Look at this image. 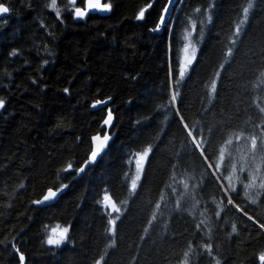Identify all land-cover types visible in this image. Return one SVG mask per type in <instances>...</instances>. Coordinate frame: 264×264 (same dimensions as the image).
I'll use <instances>...</instances> for the list:
<instances>
[{
	"label": "trees",
	"instance_id": "obj_1",
	"mask_svg": "<svg viewBox=\"0 0 264 264\" xmlns=\"http://www.w3.org/2000/svg\"><path fill=\"white\" fill-rule=\"evenodd\" d=\"M0 2V264H20L17 249L24 264H260L264 0H111L109 14L83 19L68 0L60 18L50 0ZM189 32L199 50L181 79ZM109 107L111 143L79 175ZM65 185L53 204L34 203ZM245 191L261 193L255 204ZM67 226L65 243L47 245Z\"/></svg>",
	"mask_w": 264,
	"mask_h": 264
},
{
	"label": "snow or ice",
	"instance_id": "obj_2",
	"mask_svg": "<svg viewBox=\"0 0 264 264\" xmlns=\"http://www.w3.org/2000/svg\"><path fill=\"white\" fill-rule=\"evenodd\" d=\"M83 2L85 3V7H76L75 5L77 4V0H68V3L70 5H72L74 7V17L78 18V19H83L85 18L89 12L91 11H98V12H111L112 10V2L111 0H107V2H102V0H83ZM171 3H176V0H170ZM253 7V4L250 2L248 3L247 7H245L243 9V13H244V18L247 19V14L249 13V10ZM47 8L54 10L55 15L57 18H60L61 16V8L58 6V0H50V3L47 4ZM211 6H209L208 9H206V11H210ZM197 12H200L201 9L197 8L196 9ZM10 12V8L7 6V4L5 2H0V18H2L5 14H8ZM144 11H140L137 19H143L144 18ZM165 15L169 16V21H171V14L169 12L168 8L164 9V15H161L160 19H159V24L157 25V28L154 30H160V27L164 24L165 22ZM208 22L210 23L212 20L211 15H208L207 17ZM243 22V21H242ZM193 30H195V23H193ZM236 32L237 34H239L240 32V27L237 26L236 27ZM192 33L189 32L188 36L191 37ZM201 38H202V34H201ZM189 47L192 48V52H191V57L187 60V65H191L195 59H196V49L195 47L192 45L191 40H189ZM185 52L188 51V48L184 49ZM10 55L12 56H16L17 55V51L14 50ZM48 61L45 60L44 64H47ZM179 63V61H178ZM179 76L181 79H183L184 77V72L183 71H179ZM215 90V84L213 85V91ZM65 93L68 92V89L65 88L64 89ZM110 99V98H109ZM103 103L102 101H96V104L93 105V107H95L96 105H99ZM5 104H6V100L2 97H0V110H3L5 108ZM261 113H264V108L260 109ZM113 122V114H112V110L108 109L107 111V118L103 120V125L110 127L112 125ZM111 139V137L107 134L104 135L103 139H101V137L99 135L97 136H93L91 137V140L95 143V147L94 149L91 151V155H90V162H94L102 153V150L105 148V146L107 145L108 141ZM229 143H231V141H229ZM208 147H211L210 142L208 143ZM253 148L255 149V142L253 141ZM151 151V149H148L147 151L143 152L142 154H140V158L143 155L144 157H147V155L149 154V152ZM140 160V159H139ZM228 163H231V160L229 159ZM68 168L71 169L72 165L69 164ZM85 171L84 167H80L79 168V172L83 173ZM225 171H235V167L232 166V169H228L227 167H225ZM244 169H240V172L243 173ZM229 180L232 179L231 176L228 177ZM239 179V177H238ZM252 181L256 180V177L253 176ZM261 182L258 185V188L261 190H264V177H260ZM64 187H67V185H65ZM184 187H187V185H185ZM242 187L244 189H251L254 187H257V185L255 183H248V184H242ZM233 191H235V188H232ZM62 191V189H58L57 191H53L52 188H48L47 189V194L43 195L42 200H36L34 201L35 204L40 205L42 203H46V202H50L53 201L59 194V192ZM261 193L257 192L254 193L252 195H250V193L248 191L244 192V195L249 197V199L252 200V203L255 204L257 202V200L255 198H253V196H258ZM109 200L108 197L104 198V202L107 203ZM229 204H232V201L229 199L228 200ZM112 211H118V209L116 208L115 204H112ZM217 215H219V213H217ZM246 215V213H245ZM110 224L113 225V229L112 231H115V224H116V220H111ZM259 227L261 229H264V224H260ZM57 229H53V233H56ZM70 232V226L67 227H63L62 229L59 230V236L57 237L56 235H50L47 238V245L49 246H60L63 243H65L68 240V234ZM231 232L232 233H236L237 232V228L235 225H232L231 227ZM206 248L210 251L211 250V246L207 245ZM19 253V261L20 264H24L25 262V255L22 252H19V249L16 250ZM258 259L260 261V264H264V252H261L258 256ZM97 264H99V262H97ZM185 264H187V262H185ZM215 264H221V261L219 259L215 260Z\"/></svg>",
	"mask_w": 264,
	"mask_h": 264
},
{
	"label": "rangeland",
	"instance_id": "obj_3",
	"mask_svg": "<svg viewBox=\"0 0 264 264\" xmlns=\"http://www.w3.org/2000/svg\"><path fill=\"white\" fill-rule=\"evenodd\" d=\"M189 40H191L192 45L196 49V58H197L198 50H199L198 45L193 40L192 36L189 37L187 35L186 36V39H185V45H184L183 51H182V63H181V70L184 72V75L188 74V72L190 71L192 65L196 61V59H195V61L191 65H187V60L191 57V52H192V48L189 47ZM185 48H188V51L187 52L184 51ZM140 154H142V153H140ZM140 154H139V156L137 157V160H136L137 162H136V165H135V174H134V180H133V183L134 184L138 182V179L140 178V176H141V174L143 172L144 164H145V162L147 160V157H144L143 155L140 158ZM112 204H113V202L109 199L108 202H107V205L109 206V208L111 209V211H112ZM54 229H57L56 233H53V230H52V232H51L50 235H56L58 237L59 236L58 235V232L62 228L55 227Z\"/></svg>",
	"mask_w": 264,
	"mask_h": 264
},
{
	"label": "water",
	"instance_id": "obj_4",
	"mask_svg": "<svg viewBox=\"0 0 264 264\" xmlns=\"http://www.w3.org/2000/svg\"><path fill=\"white\" fill-rule=\"evenodd\" d=\"M102 2H106V0H102ZM167 8L170 10V5H169ZM89 13H102V14H109V12H98V11H91V12H89ZM8 15H9V13H8V14H5L2 18H0V21H2V20H4L5 18H7ZM163 15H164V14H163ZM167 17H168V15H165V22H164V24L160 27V30H158L159 32H162V31H163V28H164V26H165V24H166ZM108 104H109L108 100H107V101H104V102L101 104V107L105 108V107L108 106ZM108 109H111V110H112V114H113V122H112V125H111L110 127L105 126L106 129H107L105 134L109 135V136L111 137V139L108 141L107 145H106L105 148L102 150L101 155H100V156H99L94 162H90V157H89V159L83 164V167L85 168V171L88 170L90 167H92L93 165H95V164L99 161V159L102 157V155H103V154L105 153V151L107 150V148H108V146H109V144L111 143V140H112V138H113L112 130H113L114 126H115V114L113 113V109H112V107H109ZM108 109H107V111H108ZM106 118H107V116H106ZM105 134H104V135H105ZM104 135H99V136L101 137V139H103ZM94 147H95V143L93 142V149H94ZM93 149H92V150H93ZM68 169H69V168H68ZM81 174H83V173L80 172L79 175H81ZM61 189H62V191L59 192L58 196H57L53 201L46 202V203H42V204H40L39 206H47V205L53 204L55 201H57V200L61 197V195L65 192L66 187H63V188H61ZM52 190H53V191H57V190H55V189H52ZM46 194H47V193H46ZM41 200H42V199H41ZM58 235H59V232H58Z\"/></svg>",
	"mask_w": 264,
	"mask_h": 264
},
{
	"label": "bare ground",
	"instance_id": "obj_5",
	"mask_svg": "<svg viewBox=\"0 0 264 264\" xmlns=\"http://www.w3.org/2000/svg\"><path fill=\"white\" fill-rule=\"evenodd\" d=\"M57 190V189H56Z\"/></svg>",
	"mask_w": 264,
	"mask_h": 264
}]
</instances>
